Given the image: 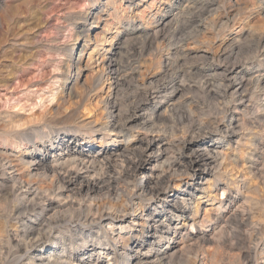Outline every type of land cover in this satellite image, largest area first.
Instances as JSON below:
<instances>
[{"label": "clouds", "instance_id": "9594fccd", "mask_svg": "<svg viewBox=\"0 0 264 264\" xmlns=\"http://www.w3.org/2000/svg\"><path fill=\"white\" fill-rule=\"evenodd\" d=\"M0 264H264V0H0Z\"/></svg>", "mask_w": 264, "mask_h": 264}]
</instances>
